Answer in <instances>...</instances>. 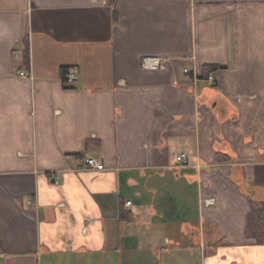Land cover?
<instances>
[{
    "label": "crops",
    "instance_id": "crops-1",
    "mask_svg": "<svg viewBox=\"0 0 264 264\" xmlns=\"http://www.w3.org/2000/svg\"><path fill=\"white\" fill-rule=\"evenodd\" d=\"M0 264H264V0H0Z\"/></svg>",
    "mask_w": 264,
    "mask_h": 264
},
{
    "label": "built area",
    "instance_id": "built-area-1",
    "mask_svg": "<svg viewBox=\"0 0 264 264\" xmlns=\"http://www.w3.org/2000/svg\"><path fill=\"white\" fill-rule=\"evenodd\" d=\"M165 63L166 61L163 58L160 57H145L142 61L143 68L146 70H151V71H158L161 69L165 68ZM185 74H191V71L187 68L184 69ZM22 76H27V73L25 71L21 72ZM193 80L199 81L200 78L197 76V74L194 72L192 73ZM71 79H74V76H71ZM205 80L210 83L214 84L216 82V78L213 73H210ZM188 156L186 154H180L177 156V161L180 163H187ZM82 170H88V171H101L105 169V165L102 162L101 159L97 157H86L83 165L81 167ZM214 200H206V203L212 204ZM132 202L128 201L127 205H131Z\"/></svg>",
    "mask_w": 264,
    "mask_h": 264
},
{
    "label": "trees",
    "instance_id": "trees-1",
    "mask_svg": "<svg viewBox=\"0 0 264 264\" xmlns=\"http://www.w3.org/2000/svg\"><path fill=\"white\" fill-rule=\"evenodd\" d=\"M214 70H215L214 67H208V69H206L205 78H206L210 73H213Z\"/></svg>",
    "mask_w": 264,
    "mask_h": 264
}]
</instances>
